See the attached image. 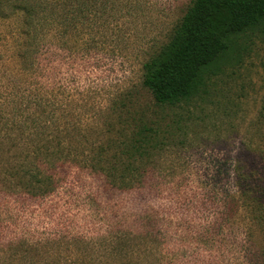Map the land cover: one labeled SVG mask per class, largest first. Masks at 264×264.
I'll return each mask as SVG.
<instances>
[{
  "label": "rangeland",
  "instance_id": "rangeland-1",
  "mask_svg": "<svg viewBox=\"0 0 264 264\" xmlns=\"http://www.w3.org/2000/svg\"><path fill=\"white\" fill-rule=\"evenodd\" d=\"M85 1L76 19L65 6L68 18L28 34L15 16L0 20L2 164L36 142L69 155L49 195L0 179V264H245L258 237L243 199L264 200V44L220 67L202 98L159 106L140 66L192 0ZM139 129L167 139L140 162L141 185L118 190L90 164L110 162Z\"/></svg>",
  "mask_w": 264,
  "mask_h": 264
},
{
  "label": "trees",
  "instance_id": "trees-1",
  "mask_svg": "<svg viewBox=\"0 0 264 264\" xmlns=\"http://www.w3.org/2000/svg\"><path fill=\"white\" fill-rule=\"evenodd\" d=\"M82 1L87 3L85 0H0V20L15 16L20 21L21 33L28 34L31 29L34 32L39 21L59 23L62 18H68L65 6H76L70 9L69 20L76 19V11L83 8ZM253 39L264 44V0H192L167 42L141 63L140 86L159 106L189 105L206 94L207 83L220 67L238 62L240 51ZM20 52L18 55L26 63L27 53ZM29 124L34 127L32 122ZM136 135L128 141H116L120 150L104 166L90 164L104 173L106 183L118 190L141 185L146 171L140 162L156 154L167 139H159L145 129H139ZM8 139L0 138L1 183L7 173L16 184L13 190L35 197L49 195L56 187L50 171L57 164L66 163L69 155L58 143L55 148L36 142L35 148L26 152L24 161L3 165L1 157ZM40 156L43 160L37 163L35 160ZM40 165L46 168L41 169ZM253 194L244 198L243 203L248 205L247 218L258 239L250 244L246 239L243 261L264 264V200L261 195ZM145 232L146 236L151 234L150 230Z\"/></svg>",
  "mask_w": 264,
  "mask_h": 264
}]
</instances>
